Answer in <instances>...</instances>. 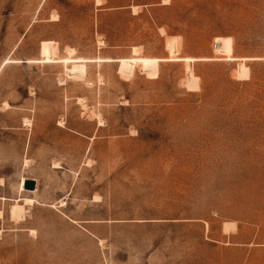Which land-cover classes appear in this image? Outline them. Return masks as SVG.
<instances>
[{
    "label": "rangeland",
    "instance_id": "obj_1",
    "mask_svg": "<svg viewBox=\"0 0 264 264\" xmlns=\"http://www.w3.org/2000/svg\"><path fill=\"white\" fill-rule=\"evenodd\" d=\"M98 2L0 0V264H264V0Z\"/></svg>",
    "mask_w": 264,
    "mask_h": 264
},
{
    "label": "bare ground",
    "instance_id": "obj_2",
    "mask_svg": "<svg viewBox=\"0 0 264 264\" xmlns=\"http://www.w3.org/2000/svg\"><path fill=\"white\" fill-rule=\"evenodd\" d=\"M98 2V0H97ZM100 3V0L99 2ZM134 48V47H133ZM138 51V50H137ZM73 52V50H71L69 53L71 54ZM75 52V51H74ZM133 52H136L133 50ZM74 54V53H73ZM134 54V53H133ZM64 62H67V60H63ZM186 81H185V85H186V88L189 89V90H194L196 91L198 88H199V79L197 77H195L193 74H192V71H187L186 73ZM21 186V185H20ZM24 192V191H22ZM27 202V201H26ZM25 202V203H26ZM30 203V202H28ZM23 212H24V208L22 205L16 203V204H13L11 207H10V214L13 219L15 220H18V219H22L23 218Z\"/></svg>",
    "mask_w": 264,
    "mask_h": 264
},
{
    "label": "water",
    "instance_id": "obj_3",
    "mask_svg": "<svg viewBox=\"0 0 264 264\" xmlns=\"http://www.w3.org/2000/svg\"><path fill=\"white\" fill-rule=\"evenodd\" d=\"M24 189L25 190H31V191L35 190V183H34V181H26L24 183Z\"/></svg>",
    "mask_w": 264,
    "mask_h": 264
}]
</instances>
